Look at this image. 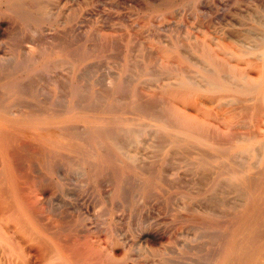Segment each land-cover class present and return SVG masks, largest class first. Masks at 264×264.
<instances>
[{
    "label": "bare ground",
    "instance_id": "6f19581e",
    "mask_svg": "<svg viewBox=\"0 0 264 264\" xmlns=\"http://www.w3.org/2000/svg\"><path fill=\"white\" fill-rule=\"evenodd\" d=\"M179 1H177V2L179 3ZM22 2L23 1H21V3ZM197 2H198V0H197ZM18 3H19V1H18ZM24 3L25 2H23V4ZM188 4H187V6H190ZM7 5H9V4H7ZM27 5H29L28 1H27ZM31 5H32V3H31ZM173 5H175V4H173ZM10 6H12V5H10ZM32 6H33V8L35 7L34 5H32ZM182 6H183V4H182ZM7 7H9V6H7ZM170 7H173V6H170ZM190 7H192V5ZM7 9H9V8H7ZM49 9H50V7H49ZM47 10H48V8H47ZM50 11H51V9H50ZM13 13H15V12H13ZM49 14H46V15H49ZM46 15L44 17L47 18ZM159 16H161V14ZM12 17H13V15H12ZM64 17H66V16H64ZM20 18H21V15H20ZM13 19H14V17H13ZM16 19L19 21V18H16ZM20 20H26V18H23ZM257 20H259V18ZM263 20L264 19H262L260 21H262V23H264ZM46 22H48V21H46ZM60 22H62V21H60ZM69 22H71V20ZM259 23H261V22H259ZM21 24H22V22H21ZM42 24H45V23H41V25ZM74 24H76V23L74 22ZM74 24H72V25H74ZM30 25H31V23H30ZM49 25H52V24H49ZM61 25H62V23H61ZM28 27H29V29H32L31 28L32 26L28 25ZM73 27L74 26H72V28ZM22 28L25 29L24 27H21V29ZM33 28H35V27L33 26ZM68 28H71L70 25ZM76 28L77 27H75V30H76ZM37 30H39V29H37ZM62 30H63V27H62ZM75 30H73V31H75ZM245 30H247V29L245 28ZM250 30H252V29H250ZM20 31H19V33H20ZM59 31L62 32L61 30H59ZM238 31H240V30H238ZM95 33L96 32H93V34H95ZM13 34H14V32H13ZM98 34H97V37H98ZM242 34H245V33H242ZM249 34H251V33H249ZM261 34L263 35V32ZM15 35L16 34H14V37L12 36L13 40L15 38ZM27 35H28V37L31 36L28 33H27ZM24 36H26V35H24ZM38 36H40L39 39L43 38L41 35H38ZM240 36H242V35L240 34ZM62 37H64V36H62ZM62 37H61V40H62L61 42H59L57 40L59 42L58 43L59 45L54 44L55 47L56 46L58 47V49H53L51 47V50L43 51L40 55L37 54V53H40L39 51L37 53L35 51V54L38 56L28 55L29 54L28 51H27V53H28L27 55H26V52H24L26 56H17V55H15L16 52L14 53V51H13L12 53H14L15 56L9 57L10 56L9 55L5 59L0 60V90H4V94L0 92L2 94V96H0V144H1L0 146H2L4 148L5 152H7V153L9 152V155L14 156V157L18 156L20 153H18L17 149H15V148L13 149L11 142L15 141L16 139L18 140L21 137L22 133L32 131V132L37 134L39 141L41 142V144H43V147H45V149H46L47 161H49V163L47 162L49 171L56 170V168L58 169L61 162H63L64 165L66 166L68 176H66V177L62 176L63 184L66 183L65 182L66 178L70 181H71V178H73V181L79 180L81 183V179L83 178V176H82V172L80 173V171H78V170L84 168L83 171H85L84 174H86V179L85 178H84L85 180L83 179L84 180L83 183H86V184L92 186L94 188V191H95L96 188L99 189L98 187H103L105 182L110 181L113 183L115 181H111V179L116 180V182H115L116 187L114 188V189H116V194L122 200H124V202L127 204H128V202H131V200H133V199L136 200L137 196L140 194L139 192H141V189L143 188L142 184H144V185L147 184L148 186H152L154 189H156L159 192L167 190L164 188L169 184H172V186L173 185H175V186L180 185L181 183L174 184L175 179L170 180L167 177L169 174L165 175V173H166V169L168 167H170V169H171L173 164L176 163V159H177V161H184L186 163V166H187L186 170H189V172H191L193 174V176H195L198 179L200 184L201 183H204V185L208 184V187H209L208 190L211 191V193L208 196L209 198L207 201L208 203L210 202L209 205L213 204L214 206H222V205H224V202L229 201V200L224 201V199L226 198L227 195H224L225 198L222 197L221 193H223L224 190L226 191L225 188L223 190V188H222L223 186L231 187L233 190H236L237 192H239V193H237L238 196H240V197L242 196V198H245V203L239 212H232V211L231 212H227V211L226 212H214V211H212V212H203V211L202 212H169L168 214H169V216H171V223H170L169 228L166 227V229H168V231H167L168 235L166 236L167 241H162V240H165L164 239L165 236L162 235V233H160L158 236L159 237L158 246H156V248L152 252V254L155 257V264H264V199H263L264 175L259 174L257 176H253V175L248 176V174L245 173V170H249V169L257 166L258 165L257 163H260L261 161H263L262 157H259L257 155L258 153H260L261 150L260 151L257 150L258 151V153L256 154L257 156H255V155L253 156V142L251 141V138H249V137H248L249 139L245 138L247 133L242 138V136H240L238 134V132H236V129L233 128V126L230 128H227V130H225V132L220 133V130H214L211 128L209 121L205 117H201L198 114L188 113L185 110L178 107L174 102H172L171 99L168 100V98H167V100H165L163 98L166 95L168 97H171V98L172 97H179V96L182 97L183 95H185V96L190 95L193 97L194 95L196 96L199 93H201V95H202L203 94L202 92H205L208 96L214 95V98L216 101H222L225 99H229L226 104H228L229 102L232 104L231 100L235 101L236 104L237 103L240 104V103H243L244 101L246 102V101L251 100L252 98L255 97V104H254L255 110H254V112L256 110H257V112H259V111L262 112L261 110H262V105H263V97L260 94V92L258 91V88L260 86L259 82L261 81L262 76L264 74L263 70H262L264 64L260 63V61H259V66H261V64H262V67H260V73H259L257 78L247 76L246 73L241 68H239L237 65H234L231 63L233 60L230 62V60L227 59L228 56L227 57L221 56L209 44L202 43L201 51H199V52L200 53L202 52V56L204 57V60L208 64V66L201 67V70H199L201 81H200V79L196 78V76H198L199 74H197L195 76V78L190 77L189 74H188L189 75L188 77L185 75H180L178 73L176 74L175 70L171 67V65L169 64L167 59H165V61H163L161 63L163 70L165 71V73L167 72L168 75H175L177 77V80H176V82H169V83H166L164 81L166 84H164V85L162 84L163 86L161 87L160 91L156 93L153 90L154 88L153 89L145 88L141 85V84H143L142 78L144 76L148 75L149 69L146 70V68L139 62V60H137L138 58L135 59V58L131 57V56H134V54H133L134 51L132 52L133 47H131L129 49L128 46L125 44L126 45L125 50L120 47L122 49V52H120L121 50L119 48H118L119 49L118 50L117 47H115V49L119 51V54L113 52L114 54H116L115 57H114V54H111V55H113L112 57L115 58L114 59L115 61L112 60L113 58L109 59L111 57H109L108 59L106 58L105 61L112 60L113 64H115L118 62L117 56L118 57L120 56V58L123 59V62H124L121 71L118 73L117 76H115L114 81L112 82V80H111L112 85H108L110 83V81H108L109 83L107 84V81H106L107 76H105L106 74L101 75L97 80H94L93 75L95 74L94 72L96 71V68H98L97 67L98 63L95 61L94 62L89 61L90 57L86 56L85 53H84V55H82V54L78 53V51L76 49L75 50L72 49L71 47L76 43L75 40H73V38L68 39L67 37H64L62 39ZM98 38H100V37H98ZM207 38H210V37H207ZM16 39L17 38H15V40ZM39 39H38V41H41ZM29 40H30V37H29ZM98 40H100V39H98ZM108 40H107V42L109 43ZM111 40L112 39L110 37V41ZM181 40H182V38L180 39V41ZM251 40L253 41L252 37H251ZM257 40H259V38ZM17 41H18L16 43L17 47H18V45L24 46V44L27 43V42L23 43V42L27 41L26 38L20 39V37H19V40H17ZM93 41L96 42L97 39H96V41H95V39ZM184 41L185 40H183L182 42H184ZM124 42H125V40H124ZM159 42H160V40H159ZM22 43H23V45H21ZM28 43H29V41H28ZM37 43H39V42H37ZM81 43H80V46H81ZM98 43L100 44V41ZM108 43H105V44L103 43L104 48L102 49V51L107 49ZM91 44H93V43H91ZM91 44H89V46ZM120 44H121V42H120ZM128 44H130V42ZM139 44H141V43H139ZM168 44H169V42H168ZM171 44H172V42H171ZM180 44H183V43H180ZM12 45H11V47H12ZM14 45H15V43H14ZM28 45H25V47ZM43 45H45V44H43ZM95 45H97V42ZM110 45L111 44L109 43V46ZM172 45L174 46V44H172ZM119 46H121V45H119ZM141 46L143 47V44H141ZM181 46L183 47V45H181ZM184 46H186V45H184ZM241 46H244V45H241ZM256 46H257V50H259L258 57L260 60L263 61L264 60V37L261 39V41L259 43H256ZM44 47H42V48H44ZM76 47H79V46H76ZM194 47H193V49H194ZM2 48H4V47H2ZM32 48L33 47H31V49ZM46 48H47V46L44 48V50ZM148 48H150V47H148ZM187 48L185 49L183 47V48H181V50L185 49L187 51L189 49V48L188 49ZM247 48H249V47H247ZM14 49L12 48V50H14ZM21 49L23 50L25 48L23 47ZM31 49H29V51L33 52L34 49L33 50H31ZM95 49H97V48H95ZM143 49H145V48H143ZM129 51L132 52L133 55H131ZM155 51H157V50H155ZM220 51H223V50L220 49ZM32 52H30V53H32ZM89 52H90V50H89ZM98 52H99V50H98ZM159 52L164 54L166 57L170 56V54H171V50H168V49H161ZM194 52L195 51H193V54H194ZM197 52H198V50H197ZM21 53H23V52L21 51ZM226 53H228L229 55H234L236 57H242V55H243V51L232 52V51L226 50ZM245 53H246V51H245ZM9 54H11V53H9ZM108 54H109V52H108ZM158 54H156V55H158ZM186 54H187V52H186ZM188 54L191 55L192 53L188 52ZM109 55L106 54L105 57H108ZM147 55H149V54L147 53ZM181 55H182V53H181ZM160 56H161V54H160ZM139 57H141V56H139ZM182 57H184V56H182ZM182 57L180 58V60L184 61V58H182ZM249 57H250V55H249ZM104 59H102V60H104ZM200 60H202V59H200ZM194 62L197 63L196 60ZM199 62H201V61H199ZM103 63H105V62H102V64ZM102 64H99V65H102ZM200 64H202V63H200ZM113 66H116V65H113ZM118 66H119V63H118ZM173 66H175V65H173ZM149 68H151V67H149ZM178 68L180 69V70L179 69L178 70L181 71L182 68H180V67H178ZM185 69H186V67H185ZM183 70H182V72H183ZM106 71H108V70L106 69ZM190 71H189V73H190ZM109 72H111V71H108V74H113L112 73L113 71L111 73H109ZM151 72L157 74V72H159V71L153 72L151 70ZM151 72H150V75L152 77ZM186 75H187V73H186ZM146 78L148 79V77H146ZM160 80H162L161 77H160ZM43 82H45V84L46 83L48 84V82L49 83L53 82L54 84H56L60 89V90L58 89L59 93L55 94L52 90H51L52 91L51 92L47 88L45 91L44 86L46 87V85H44ZM153 83H154V81H153ZM150 85H151V83H150ZM148 86H149V84H148ZM153 87H155V86H153ZM253 92L255 93L254 94L255 96L253 95ZM249 95H252V96L250 97ZM214 98H212V99H214ZM176 103H179V102H176ZM203 103L207 104L205 102H203ZM235 103H234V105H235ZM180 104L182 105V103H180ZM16 105L20 106V108H22V106H25V107H27L28 110L23 111L24 110L23 109L21 112L20 111L16 112V110L14 109V107ZM217 105L218 104H216V108L219 106V105L218 106ZM245 105L241 104V107L237 106L236 108H239L238 111L234 110L235 107L230 109L231 114L227 115L229 117V120L231 121L233 119H236L240 114H243L244 112H246L245 117L247 114L249 115V112L251 111V109H253V107L247 105V103ZM228 107H230V106H228ZM222 109H219V110H222ZM208 110L209 109H206V108L203 109V111H205V113H207ZM218 112H220V111H218ZM127 113L128 114H134L136 116L131 117V116L127 115L128 117H126L125 114H127ZM256 113H255V115H256ZM94 114L95 115L100 114V115L95 116ZM247 117H249V116H247ZM257 117H258V115H257ZM145 118H147V119L149 118L150 121L145 120ZM153 120H154L155 124L153 123ZM158 122L160 124L157 125L156 123H158ZM245 122H247V121H245ZM256 123H258V122L256 121ZM254 124L249 125V127L250 126L252 127ZM236 126H238V125L236 124ZM243 127H242V129H243ZM246 128H248V126ZM251 132L253 133L252 130H251ZM146 134H151L152 136H154V138L156 137V139H158V141L157 140L155 141V139H153V140L157 143L158 142L160 143L159 148H156V150L151 151L150 157H153V160H151V161H147V158H150V157H148V155H147L146 160H144L143 159L144 157L139 155V153L141 151H138V153H137V151L133 150V149H136L135 143H138L139 141L141 142V140L143 141V138L141 139V137L146 135ZM254 136L255 135H253V136L251 135V137H254ZM25 141H26V143H28L27 140H25ZM154 141H153V143H154ZM21 142H23V141L21 140ZM33 144H36V143L33 142ZM145 144H144V146H145ZM23 145L24 144L22 143V146ZM132 145L135 146L134 148L132 147L133 149L131 148ZM22 146H21V148H22ZM27 146L31 147V146H29V143H28V145L27 144L25 145V147H27ZM261 146L264 147V143H262ZM153 147H156V146L153 145ZM259 148H257V149H259ZM32 149H34V148H31V151H33V153L36 152V150H37V148H36V150H32ZM37 152H39V151H37ZM142 152H143V150H142ZM149 152L150 151H148V154H149ZM179 152H181V153L185 152V153H189V154L192 153V155L191 156L189 155L190 157L185 155V156H183V158H180L181 156L177 157V154ZM41 154H42V151H41ZM28 155L29 154H27V156ZM38 155L39 154H37L36 156L38 157ZM29 156L33 157L32 155H29ZM18 157H16V158H18ZM253 158H255V161H253ZM40 159H42V157H40ZM12 160H11V162H13ZM16 161H19V158L17 160L15 159V163H16ZM109 162H113V163L116 162L115 163L116 166H115L113 171L106 172V174H105L104 164H107ZM22 164H25V163L22 162ZM42 164L44 165V161ZM35 166H36V164H35ZM35 166H33L32 169H35L34 168ZM177 166L178 165H176V167ZM36 168H38V167H36ZM59 168H61V165ZM175 169H173V170H175ZM56 171H58V170H56ZM182 171H184V170H182ZM33 172H35V171H33ZM187 172H186V174L189 173V172L188 173ZM16 173H17V171H16ZM36 173H37V171H36ZM253 173L254 172H252V174ZM7 175H8V173L5 170L3 172H0V182H1L0 183L1 184L0 190L1 189L4 190V188H3L4 186L2 187V184H3L2 181L7 180ZM37 175H38V177H40L41 172H40V174L38 173ZM56 175H57V173H56ZM102 175L104 176V178L106 177V179H105L106 181L103 180ZM111 175H112V178H111ZM18 176H19V174H18ZM25 176L28 177L29 175L28 176L24 175L23 178ZM43 176H45V175H43ZM43 176H41V177L47 178V177H43ZM188 176H189V174H188ZM60 177H61V175H60ZM182 177H183V174H182ZM182 177H180L181 181L178 180V182L180 181L183 183ZM20 178H22V176H20ZM29 178H30V176L28 177V179ZM175 178H177V177H175ZM35 179H37V178H35ZM79 181H77V183H75V181H74L73 184H76L75 186H77ZM186 181H188V180H186ZM191 181H193V180L191 179ZM198 181H195V183ZM27 182L28 183L25 182V184H29L30 181L27 180ZM34 182H32V183H34ZM20 183H22V182H20ZM184 183H187V182L184 181ZM184 183H183V185H184ZM36 184H38V183H36ZM197 184L198 183H196V185ZM79 185H81V184H79ZM185 185H184V187H185ZM196 185H195L196 188L193 187L195 190H197V187H198ZM201 185H200V187H203ZM69 186H70V184H69ZM108 186L110 188L111 187L113 188V186H115V185L110 186L108 184ZM92 187H90V188H92ZM167 187L171 188L170 185ZM200 187H198V188H200ZM77 188H78V186L75 187L74 189H77ZM74 189H72V190L75 192ZM148 189H150V188H148ZM232 189H230L229 193H231ZM2 190H1V192H4ZM86 190L88 191V189H86ZM189 190L187 189L186 191L182 192L181 195L189 198L190 197ZM198 190H202V189H198ZM5 191H8V189H6ZM84 191H82V192L84 193ZM102 192H104V190ZM106 192L107 191H105V193ZM192 192H194L193 189H192ZM26 193H28V192H25L23 194L25 195ZM89 193H88V195H89ZM98 193H99V191H98ZM148 193H146L147 197H149ZM165 193L166 192H164V194ZM225 193L226 192H224V194ZM2 194H5L7 197H9L8 194H6V193H2ZM84 194L86 195V193H84ZM114 194H115V190H114ZM110 195H111V193L109 194V196ZM144 196H146V195H144ZM235 196H237V195H235ZM235 196H233V198ZM30 197L34 198L33 196H30ZM83 197H84V195H83ZM96 197H98V196H96ZM96 197L94 195V198H96ZM23 198H25V196ZM94 198L93 197H92V199L90 198L91 201H93ZM142 198H143V196H142ZM149 198H151V197H149ZM4 199H6L7 203H8V198L5 197ZM85 199H87V198H85ZM102 199H104V197ZM112 199H114V198H112ZM33 200H35V199H33ZM106 200H109V198ZM140 200H142V199H140ZM189 200L190 199H187L188 202H189ZM26 201H27V198H26ZM87 201H88V199H87ZM97 201H98V204L100 202H102L99 200V198L97 199ZM170 201H171V199H170ZM238 201H239V199L237 200V202H235L236 204H234V202H233L234 206L237 205V203L239 204ZM27 202L28 203L30 202L29 199ZM37 202L40 203L39 201H37ZM96 202H95V205H96ZM197 202H198V200H197ZM230 202H232V201H230ZM32 203H34V202H32ZM103 203H104V200H103ZM117 203H115V204L113 203V204L117 205ZM138 203H140V202H138ZM163 203H162V205H163ZM193 203H195V202H193ZM204 203H205V200H204ZM227 203H229V202H227ZM9 204L11 205L10 202L8 203V206H10ZM89 204H90V200H89ZM108 204H110V203H108ZM121 204H122V202H121ZM135 204H137V203H134V205ZM142 204H140V205H142ZM202 204L203 203H201V205ZM30 205L31 204H29V206ZM101 205H103V204L100 203V208H99L100 210H101V207H103ZM110 205H112V204H110ZM124 205H126V204H124ZM145 205H148V203L144 204V206ZM167 205L169 208V203ZM194 205L198 208V205H196V204H194ZM204 205H206V204H204ZM45 206H46V204H45ZM128 206H126V207H128ZM187 206L188 205H186V207ZM207 206H205V207H207ZM0 207H1V205H0ZM4 207H5V204H4ZM33 207H35V206H33ZM38 207H39V205H38ZM38 207H36V209ZM98 207H99V205H98ZM106 207H110V206L106 205ZM106 207L104 206L103 209L105 210ZM142 207H143V205H142ZM171 207H172V205H171ZM184 207L182 206L181 208H184ZM188 207L189 208H187V210L190 209V206H188ZM202 207H204V206H202ZM202 207H201V209H202ZM211 207L209 206V208H211ZM113 208L115 209V206ZM144 208H142V209H144ZM173 208H174V206L170 210L172 211ZM197 208L193 209L191 207V210H195V209L198 210ZM131 209H134V207H132ZM131 209L129 208L130 211H132ZM139 209H141V207ZM6 210H8V209H6ZM6 210H5V212H6ZM134 210H136V211L133 213L131 212L132 213L131 214L132 219H131V221H129L128 226L129 227L131 226L132 227L131 229H134L133 226H135V225H137L139 227L143 226V228L144 227L149 228L148 227V226H150V223H149L150 219L149 218L151 217L152 214H150V217H148L147 214L145 215L142 212H140L141 210L139 212H137L136 208ZM34 211H36V210L34 209ZM147 211L148 210H146V213H147ZM205 211H207V210H205ZM105 212L107 213L106 210H105ZM109 212H108V214H109ZM153 212H154V210H153ZM99 213H101V212H99ZM101 214H104L103 216H105L104 212ZM168 214L166 213L165 216ZM88 215H90V214H88ZM116 215L117 214H115V216ZM129 215H130V213H129ZM35 216H36V214H35ZM38 216H39V214L37 215V217ZM119 216H118V218L120 219L119 221H121L122 218H120ZM10 218L14 221L17 220L19 222V225L21 228L27 229L26 231L28 232L27 235H28L29 243L31 242L33 245H35V247L38 248L37 251L39 254L40 264H87L84 261H82V262L77 261L76 262V261H74L75 257L72 259L71 256H73L74 253H76V254H77V252L79 253V251H80L79 250L80 247L78 246L79 244L80 245L81 244H87V246H88V244H89L88 240H84L83 242L82 241L71 242V239H69V238L67 239L68 234H66L67 235L66 236L63 233L64 228H63V230L57 231L55 233H49V231H45V233H43L41 231V229L40 230L36 229L34 226H32L30 229H29V227L27 228V226H25L26 224L24 223L23 219L18 214L10 213L9 219ZM95 219H98V217ZM106 219L107 218H105V220ZM124 219H123V221H124ZM162 219H161V221H162ZM166 219L168 220V218H166ZM55 220H53V221H55ZM72 220H74L73 217L69 221H72ZM58 221H59V219H58ZM115 221H116V219H115ZM127 221H125V222L127 223ZM155 221H156V223L154 222V224L158 225L157 222H159V221H157V220H155ZM88 222H86V223L88 224ZM94 222L97 223L96 221H94ZM121 222H120V225H121ZM102 223H105V221ZM59 224H57V225H59ZM71 224H73V223H71ZM71 224H69V225H71ZM100 224L101 223L98 224L99 226L97 224H95L96 226L95 227L93 226V227L95 229H97L101 226ZM17 225H18V223H17ZM123 225H122V227H123ZM159 225H161V224H159ZM50 226H52V225L50 224ZM107 227H110V226H107ZM107 227H105V228H107ZM112 227H114V226H112ZM163 227H164V225L161 227V229ZM48 228H49V225H48ZM51 228H53V227H51ZM117 228H115V229H117ZM119 229H121V228H119ZM139 229L140 228H138V230ZM125 230H126L125 232H127V229H125ZM97 231L98 230H96L94 233H97ZM105 231H108V230H105ZM105 231H103V233ZM112 231H111V233H112ZM116 231H118V229L115 230V233H117ZM129 231H133V230H129ZM80 232H82V230ZM122 232H124V231H122ZM118 233H117V235H118ZM1 234H3V233H1ZM135 235H137V233ZM20 236H22V235H20ZM78 236H80V235H78ZM121 236H125V235L123 234ZM71 237H73V236H71ZM43 238L45 240H43ZM123 238H125V237H122V239ZM66 239L70 240L71 243H69ZM117 239H118V237H117ZM42 240L46 241V243H47L46 245L48 246V249H49V251L47 253H45L46 251L43 252V250H40L41 247H39V244L41 242H43ZM76 240H77V237H76ZM124 240L125 239H123V241ZM92 243H94V242H92ZM154 244H156V243H154ZM127 245H128V242H127ZM41 246H43V243ZM133 246H135V245H133ZM43 247L41 249H44ZM90 247H91V245H90ZM95 247H97V246L95 245ZM81 248H84V247H81ZM48 249L46 248L45 250H48ZM0 251H1V249H0ZM3 254L5 255L7 253L4 251ZM8 255H9V253H8ZM11 255H12V253H11ZM90 255L88 253V256H90ZM99 255L101 257V260L100 259H99L100 261L97 260L98 264H129L126 262L127 259L125 258V256L118 258V257H115L114 255H112L110 252H106V251H103V254L100 253ZM13 256H15V255H13ZM137 256H138V254H137ZM148 256H149V254H148ZM92 257H93V255H92ZM150 257H153V256H150ZM4 258H6V255ZM2 259L3 258H1V260ZM7 259H8V257H7ZM89 259H90V257H89ZM139 259H137V260H139ZM8 260H10V258ZM18 260H20V259H18ZM23 260H26V259H23ZM79 261H80V259H79ZM148 261H149V259H148ZM150 261H152V260L150 259ZM12 262H13V260H12ZM22 262L23 261H21V263Z\"/></svg>",
    "mask_w": 264,
    "mask_h": 264
},
{
    "label": "rangeland",
    "instance_id": "374dc122",
    "mask_svg": "<svg viewBox=\"0 0 264 264\" xmlns=\"http://www.w3.org/2000/svg\"><path fill=\"white\" fill-rule=\"evenodd\" d=\"M18 1H19V3H18ZM21 1H23L25 3L23 4V2L21 3ZM27 1H28L29 5H27ZM177 1H179V0H50V1L49 0H0V47H1L0 48V57H1L0 60L5 59L9 55H10L9 57L15 56V55L26 56L28 54L27 51L29 52L28 55H34V56L36 55L35 51H36V53L39 51L40 53H37V54L40 55L43 51L51 50V47L53 49H58V47L57 46L55 47L54 44L59 45L58 43L62 41L61 40L62 36L67 37L68 39L73 38V40H75L76 43L71 48L74 50L76 49L78 51V53H80L82 55H84V53H85L86 56L90 57L89 61H91V62L95 61L98 63V66H97L98 68H96V71L94 72L95 74L93 75L94 80H97L101 75L106 74L105 76H107L106 77L107 84L109 83L108 81H110V83L108 85H112L111 80H112V82L114 81L115 76H117L118 73L121 71L123 63H124L123 59H121L120 56L119 57L117 56L118 62L113 64V61H115L114 57L116 56V54H114V53L119 54L118 50L120 49L121 50L120 52H122L121 48H123L125 50L126 45H127L129 49L131 47H133L132 52L134 51L133 54L135 57L134 56H131V57H133L135 59L138 58L137 60H139V62L146 68V70L149 69L148 75H146L142 78L143 84H141V85L145 88H150V89L154 88L153 90L157 93L160 91L161 87L164 84L169 83V82H176V80H177V77L175 75H168L167 72L165 73V71L163 70L161 63L163 61H165V59H167V61L171 65V67L175 70L176 74L178 73L180 75H185L187 77L190 75V77H194V78L197 74H199L198 76H196V78L200 79V81H201L199 70H201V67L208 66V64L205 62L204 57L202 56V52L200 53L199 51H201L202 43H207L212 48H214L221 56H226V57L228 56L227 59H229L230 62L233 60L231 63L234 65H237L239 68H241L246 73L247 76H250L253 78L258 77V75L260 73V67H262V64H264V60L262 61L258 57L259 50H257V46H256V43H259L261 41V39L264 37V23H262V21H260V20L264 19V0H198V2H197V0L196 1L195 0H180L179 3ZM31 3H32V5L35 6L34 8L31 5ZM7 4H9V5H7ZM173 4H175V5H173ZM182 4H183V6H182ZM187 4L190 6L192 5V7L187 6ZM10 5H12V6H10ZM7 6H9V7H7ZM48 6L50 7L51 11H50ZM170 6H173V7H170ZM6 7L9 9H7ZM47 8H48V10H47ZM13 12H15L16 14ZM46 14H49V15H46ZM158 14L159 15L161 14V16H159ZM12 15H13L14 19H13ZM20 15H21V18H20ZM45 15L47 16V18L44 17ZM64 16H66V17H64ZM22 17L26 18V20H20V19H23ZM16 18H19V21ZM258 18H259V20H257ZM70 20H71V22H69ZM46 21H48V22H46ZM60 21H62V22H60ZM258 21L261 23H259ZM21 22L23 25L21 24ZM74 22L76 24H74ZM30 23H31V25H30ZM41 23H45V24L41 25ZM61 23H62V25H61ZM49 24H52V25H49ZM72 24H74V25H72ZM28 25L32 26L31 27L32 29H29ZM69 25L71 28H68ZM20 26L24 27L25 29H23V28L21 29ZM33 26L35 28H33ZM72 26H74V27L72 28ZM62 27H63V30H62ZM75 27H77L76 30H75ZM245 28L247 30H245ZM37 29H39V30H37ZM250 29H252V30H250ZM59 30H61L63 33L60 32ZM73 30H75V31H73ZM238 30H240V31H238ZM19 31H20V33H19ZM13 32H14V34L17 35V36L15 35V38H17L16 40H15V38L13 40V37H14ZM93 32H96L95 33L96 35L93 34ZM262 32H263V35L261 34ZM27 33L31 35V36H29L30 40H29ZM242 33H245V34H242ZM249 33H251V34H249ZM97 34H98V37H100V38L97 37ZM240 34L243 37L240 36ZM24 35H26V36H24ZM38 35H41L43 38L39 39L40 36H38ZM18 36L20 37V39L26 38L27 41H25L23 43H26V42L28 43V41H29V43H28L29 45L27 43L24 44V46L18 45V47H19L18 48L16 46L17 45L16 43L18 42L17 40H19ZM250 36L253 38V41L251 40ZM64 37H62V39ZM110 37L113 40V41L111 40L113 43L110 41ZM207 37H210V38H207ZM181 38H182V40L180 41ZM258 38L260 41L257 40ZM38 39L41 40L43 43L41 41H38ZM94 39H95V41L97 39V41H96L97 45H95L96 42L93 41ZM98 39H100V40H98ZM107 40L111 44L110 46H109V43L107 42ZM124 40H125V42H124ZM159 40H160V42H159ZM183 40H185V41L182 42ZM99 41H100V44L98 43ZM170 41L172 42V44H174V46L171 44ZM37 42H39L40 44ZM90 42L93 44H91ZM120 42H121V44H120ZM127 42L128 43L130 42V44H128ZM168 42H169V44H168ZM11 43L13 45L15 43V45L13 46ZM23 43L21 45H23ZM80 43H81V46H80ZM103 43L104 44L108 43V46H107L106 50L102 51V49L104 48ZM139 43L143 44V47ZM180 43H183V44H180ZM43 44H45V45H43ZM89 44H91V45L89 46ZM11 45H12V47H11ZM25 45H28V46L25 47ZM119 45H121V46H119ZM181 45H183V47L185 49L188 47L189 49L188 48L187 49L189 51L188 50L186 51L185 49L181 50V48H183ZM184 45H186V46H184ZM241 45H244V46H241ZM44 46L45 47L47 46V48L45 50H44V48H45ZM76 46H79V47H76ZM2 47H4V48H2ZM23 47L25 49L22 50L21 48H23ZM31 47H33V48L31 49ZM42 47H44V48H42ZM115 47H117V49L118 48L119 49L116 50ZM148 47H150V48H148ZM193 47H194V49H193ZM247 47H249V48H247ZM12 48L13 49L15 48V49L12 50ZM95 48H97V49H95ZM141 48L142 49L147 48V49L142 50ZM29 49H31V50L34 49V50L32 52V51H29ZM161 49L171 50L170 56L166 57L164 54L159 52ZM220 49L223 51H220ZM89 50H90V52H89ZM98 50H99V52H98ZM155 50H157V51H155ZM197 50H198V52H197ZM226 50L232 51V52L243 51V55H242L243 58L242 57H236L234 55H229L228 53H226ZM13 51H14V53L16 52L15 55H14V53H12ZM21 51L23 53H21ZM185 51L187 52V54ZM193 51H195L194 54H193ZM245 51L247 54L245 53ZM24 52H26V55ZM30 52H32V53H30ZM108 52L110 55L114 54V57H112L113 55L110 56L108 54ZM132 52H130L131 55H133ZM188 52L192 53L194 56L192 54H191L192 56L189 55ZM9 53H11V54H9ZM147 53L149 55H147ZM181 53H182V55H181ZM106 54L109 56L105 57ZM156 54H158V55H156ZM160 54H161V56H160ZM249 55H250V57H249ZM36 56H38V55H36ZM139 56H141V57H139ZM182 56H184V57H182ZM109 57H111V58H109ZM181 57L184 58V61L180 60ZM106 58L107 59L113 58L112 59L113 61L112 60H109L110 62L105 61ZM102 59H104V60H102ZM200 59H202V60H200ZM193 60L194 61L196 60L197 63L194 62ZM199 61H201V62H199ZM259 61H260V63H262L261 66H259ZM102 62H105V63L102 64ZM118 63H119V66H118ZM200 63H202V64H200ZM99 64H102V65H99ZM113 65H116V66H113ZM173 65H175V66H173ZM177 66L182 68L181 71H179L180 69ZM149 67H151V68H149ZM185 67H186V69H185ZM106 69L108 71H111V72L113 71L112 72L113 74H108V71H106ZM150 69L153 72H157V71H159V72H157V74L152 73ZM182 70H183V72H182ZM262 70L264 73V66H263ZM189 71H190V73H189ZM111 72H109V73H111ZM150 72L152 73V77L150 75ZM186 73H187V75H186ZM159 76L161 77L162 80H160ZM146 77H148V79ZM153 81H154V83H153ZM150 83H151V85H150ZM259 83H260V86L258 88V91L260 92V94L263 97V105H262V110H261L262 112H260V111L257 112V110L254 112V110H255V108H254V104H255V97H254L255 95L254 94L255 93L254 92H253L254 98H252L251 100H248L246 102L244 101L243 103H240V104L237 103L238 105L235 103V101H232V100H231L232 104L230 102L228 104H226L229 99H225L222 101H216L214 98V95L208 96L205 92H202L203 93L202 95H201V93L197 94L196 96L194 95L195 97L194 96L192 97L190 95L189 96L183 95L182 96L183 98L181 96H179L180 98L179 97H172L173 98L172 99L171 97H168L166 95L163 98L165 100H167V98H168V100L171 99L172 102H174L178 107H180L181 109L185 110L188 113L198 114L201 117H205L209 121L211 128L214 130H220V133L225 132V130H227V128H230L232 126H233V128L236 129V132H238V134L240 136H242V138L247 133L245 138L249 137V138H251V141L253 142V156L258 155L259 157H262L263 161H261L260 163H257L258 164L257 166H255L249 170H245V173L248 174V176L249 175L257 176L259 174L264 175V147L261 146V144L264 143V125H263L264 124V120H263L264 119V108H263L264 107V74H263L262 79ZM43 84L46 85V87L44 86L45 91L47 88V89H49V91L52 90L55 94L59 93V90H60L59 87L56 84H54L53 82H50V83L48 82V84L47 83L45 84V82H43ZM148 84H149V86H148ZM153 86H155V87H153ZM0 92L4 94V90H0ZM1 93H0V96H2ZM249 96L251 97L252 95H249ZM212 98H214V99H212ZM176 102H179V103H176ZM203 102H205L207 104H204ZM180 103H182V105ZM234 103H235V105H234ZM246 103H247V105L253 107V109H251V111L249 112V115L247 114L245 117L246 112H244L243 114H240L238 116L239 118L237 117L236 119H233L230 121L229 117L227 116V115L231 114L230 109L235 107L234 110L238 111L239 108H236V107L237 106L241 107V104L245 105ZM216 104L219 105V106L217 105L218 106L217 108H216ZM228 106H230V107H228ZM204 108L209 109L207 113H205V111H203ZM14 109L16 110V112H18V111L21 112L23 109H24L23 111L28 110L27 107L22 106V108H20V106H18V105H16L14 107ZM219 109H222V110H219ZM218 111H220V112H218ZM255 113H256V115H255ZM98 115H100V114H96L95 116H98ZM127 115H129L131 117L136 116L134 114H128V113L125 114L126 117H128ZM257 115H258V117H257ZM247 116H249V117H247ZM145 120L150 121L149 118L148 119L145 118ZM245 121H247V122H245ZM256 121L258 123H256ZM153 123H154V120H153ZM156 124L158 125L160 123L158 122ZM236 124L238 126H236ZM252 124H254L252 126L254 129L251 126L249 127V125H252ZM247 126H248V128H246ZM242 127H243V129H242ZM251 130L253 131V133L251 132ZM251 135L252 136L255 135V136L251 137ZM151 136H152L151 134H146V135L142 136L141 139L143 138V141L140 139L141 142L139 141L138 143H135L136 149H133L135 146H133V145L131 146V148L133 147L132 149L134 151H137V153H138V151H141L139 153V155L144 157L143 158L144 160H146L147 155H148V157H150L151 151H154V150H156V148H159L160 143L155 142L156 140L158 141V139H156V137L154 138V136H152V137ZM24 139L28 141L29 146H31V147H28V146H27L28 148L25 147V145L26 144L28 145V143H26V141ZM153 139H155V141ZM21 140L23 142H21ZM153 141H154V143H153ZM33 142L36 144H33ZM22 143L24 144L23 146H22ZM144 144H145V146H144ZM11 145H12L13 149L14 148L17 149L18 153H20L18 155L19 157L16 156L19 158V161H16V163H15V159L17 160L18 158L9 155V152L8 153L5 152L4 148L2 146H0V172H3L5 170L8 173L7 180L2 181V183H3L2 187L4 186L3 187L4 190H2V189L1 190L4 192H1V190H0V192H1L0 193V205H1V207H0V242H1L0 243V249H1V251H0V263L2 262L3 264H18V263L19 264H22V263L23 264H40L39 254L37 251L38 248L35 247V245H33L31 242L29 243L28 235H27L28 232L26 231L27 229L21 228L19 225V222L17 220H15L16 221L15 222L11 218L9 219L10 213L20 215L21 218L23 219L24 223L26 224L25 226H27V228L29 227V229L32 226H34L36 229H39V230L41 229V231L43 233H45V231H49V233H55L57 231L63 230V228H64L63 233L65 235L68 234V236L66 235L67 239L68 238L71 239V242H73V241H77V242L82 241L83 242L84 240H88L89 241L88 246H87V244H81V245L79 244L78 245L80 247V248L78 247L80 250L79 253L78 252H77V254L74 253L73 256H71L72 259L75 257L74 261H76V262L77 261L78 262L84 261L87 264H98L97 262L101 260V257L99 254L100 253L103 254V251H106V252H110L112 255H114L115 257H118V258L125 256V258L127 259L126 262L129 264H149L150 262H151L150 264H152V263L155 264V257L152 254V252L156 248V246H158V241H159L158 236L160 233H162V235L165 236L164 237L165 240H162V241H167L166 236L168 235L167 234L168 229H166V227L169 228L170 223H171V216H169V214H168L169 212H202V211L203 212H212V211H214V212H226V211L227 212H231V211L232 212H239L245 203V198H242V196L241 197L238 196L237 193H239V192H237L236 190H233L231 187L223 186L222 187L223 190L225 188L226 191L224 190L223 193H221L222 197H224V195H227L226 198L224 197L225 198L224 201L225 200H229V201L224 202L225 206L224 205L214 206L212 203H211L212 205H209L210 202L208 203L207 201H208V198H209L208 196L211 193V191L208 190V188H209L208 184L204 185V183H201L202 184L201 185L200 182L198 181V179L195 176H193V174L191 172H189V170H186L187 169L186 163L184 161H177V159H176V163L173 164V166L176 169L173 166L171 167V169H170V167H168L169 169L168 168L166 169L165 175L169 174L167 177L170 180L175 179L174 184L181 183L180 185H178V186L173 185L172 186V184H169L171 186V188L170 187L168 188L167 186H169V185H167L164 188L167 190L159 192L156 189H154L152 186H148L147 184L146 185L142 184L143 188L141 189V192H139L140 196L138 195L136 198V200L140 203H138L136 200L133 199V200H131V202H128V204H127L124 202V200H122L116 194V189H114L116 187V183H115L116 180L111 179V181H115V182L112 183L110 181L109 182L107 181L104 183L103 187H98L99 189L96 188L99 191V193L96 189L94 191V188L92 186H90L86 183H83L84 180L86 179V174H84L85 171H83L84 168L78 170V171H80V173L82 172V176H83V178L81 179V183L79 180H77V181H79V183L77 185L78 190L74 189L77 186H75L76 184H73V183H74V181H75V183H77V181L76 180L73 181V178H71V181L66 178L65 179L66 183L63 184L62 176L63 177L68 176L66 166L64 165L63 162H61L60 163L61 168H59L60 165H59L58 169L56 168V170H58V171H56V170L49 171V168H48L49 161H47L46 149H45V147H43V144H41V142L39 141V138L37 137L36 133H34L32 131L22 133L21 137L18 140L16 139L15 141L11 142ZM153 145H155L156 147H153ZM21 146H22V148H21ZM31 148H34L32 150H36V148H37L36 152L37 151H39V152L33 153V151H31ZM257 148H259V149H257ZM142 150H143V152H142ZM257 150L258 151L261 150L260 153H258ZM41 151H42V154H41ZM148 151H150L149 154H148ZM184 153L185 152H183V153L179 152L177 154V157L181 156L180 158H183V156H185V155H187L188 157H190L192 155V153L191 154H189V153L184 154ZM27 154L32 155L33 157H30L29 155L27 156ZM37 154H39L38 157L36 156ZM40 157H42V159H40ZM11 160L13 162H11ZM151 160H153V157L147 158V161H151ZM43 161H44V165L42 164ZM253 161H255V158H253ZM22 162L25 164H22ZM115 163L109 162L107 164H104L105 174H106V172H110V171L114 170V168L116 166ZM35 164H36V166H35ZM176 165H178V166L176 167ZM33 166H35L34 167L35 169H32ZM36 167H38V168H36ZM172 168L175 170H173ZM32 170L35 172H33ZM182 170H184V171H182ZM16 171H17V173H16ZM36 171H37V173H36ZM39 171L41 172L40 177H38V175H37L38 173L40 174ZM186 172L189 174V176H188V174H186ZM252 172H254V173L252 174ZM56 173H57V175H56ZM18 174H19V176H18ZM182 174H183L184 178L182 177ZM24 175H27V176L29 175L30 178L28 179L29 176L28 177L25 176L23 178ZM43 175H45V176H43ZM60 175H61V177H60ZM20 176H22V178H20ZM41 176L47 177L48 179L42 178ZM175 177H177V178H175ZM180 177H182L183 183H184V181L187 182V183H184V185L186 184L185 187H184L183 183L180 182L181 181ZM35 178H37L38 180ZM102 178H103V180L106 179V177L104 178L103 175H102ZM111 178H112V175H111ZM191 179L193 181H191ZM27 180L30 181L29 184H25V182L28 183ZM178 180H180V181L178 182ZM186 180H188L190 183ZM195 181H198V182H196V183H198L197 185H196ZM20 182H22V183H20ZM32 182H34V183H32ZM36 183H38L39 185ZM69 184H70V186H69ZM79 184H81V185H79ZM108 184L110 186H113V185H115V186H113V188L112 187L110 188L108 186ZM199 184L203 187H200ZM195 185L200 187V188L197 187V190H195L194 189V188H196ZM89 186L92 188H90ZM0 187H1V184H0ZM148 188H150V189H148ZM6 189H8V191H5ZM72 189H74L75 192ZM86 189H88V191ZM187 189L188 190L190 189L189 190V192H190L189 198L181 195L182 192L186 191ZM192 189L194 192H192ZM198 189H202V190H198ZM230 189H232L231 193H229ZM101 190L102 191L104 190V192H102ZM114 190H115V194H114ZM82 191H84V193H86V195ZM105 191H107V192L105 193ZM25 192H28V193H26L24 195L23 193H25ZM164 192H166V193L164 194ZM224 192H226V193L224 194ZM2 193L8 194L9 197H7L5 194H2ZM88 193H89V195H88ZM110 193H111V195L109 196ZM146 193H148L149 197H151V198L147 197ZM83 195H84V197H83ZM94 195H95V197L96 196H98V197L94 198ZM144 195H146V196H144ZM235 195H237L238 197ZM24 196H25V198H23ZM30 196H33L34 198H32ZM102 196L104 197V199H102L103 198ZM142 196L144 199L142 198ZM233 196H235V197L233 198ZM5 197L8 198V203L9 202L11 203V205L9 204L10 206H8L7 200L4 199ZM92 197L94 198L93 201H91ZM26 198H27V201L29 199V201L31 203L30 202L28 203L26 201ZM85 198H87L88 201ZM98 198L100 201H102L100 203L103 204V205H101V206H103V207H101V210L99 209L100 203L98 204V201H97ZM108 198H109V200H106ZM112 198H114V199H112ZM33 199H35V200H33ZM140 199H142V200H140ZM170 199L172 202L170 201ZM187 199H190L189 202L187 201ZM238 199H239V201H238L239 204L237 203V205L234 206V204H236L235 202H237ZM263 199H264V194H263ZM89 200H90V204H89ZM103 200H104V203H103ZM197 200H198V202H197ZM204 200H205V203H204ZM37 201H39L40 203H38ZM230 201H232V202H230ZM32 202H34V203H32ZM95 202H96V205H95ZM121 202L123 205L121 204ZM146 202L148 203V205L144 206V204H147ZM193 202H195V203H193ZM200 202L203 204L201 205ZM227 202H229V203H227ZM233 202H234V204H233ZM108 203H110L112 205H110ZM113 203L114 204L117 203V205H114ZM134 203H137V204L134 205ZM162 203L164 206L162 205ZM168 203H169V208L167 205ZM4 204H5V207H4ZM29 204H31L30 205L31 207L29 206ZM45 204H46V206H45ZM105 204L107 206L109 205L111 208L106 207ZM124 204H126V205H124ZM140 204H142L143 207ZM194 204L198 205V208ZM204 204H206V205H204ZM38 205H39V207H38ZM98 205H99V207H98ZM171 205H172V207L174 206L172 211L170 210L172 208ZM186 205L190 206V209L187 210V208H189V207L188 206L186 207ZM33 206H35V207H33ZM104 206L106 207L105 210L107 211V213L103 209ZM112 206L113 207L115 206L116 210ZM126 206H128V207H126ZM182 206L183 207L185 206V207L181 208ZM202 206H204V207H202ZM205 206H207L208 208ZM209 206L210 207L212 206V207L209 208ZM36 207H38V208L36 209ZM132 207H134V209L136 208L137 212H139L141 210L140 212H142L145 215L147 214L148 217H150V214H152L151 217L149 218L150 219L149 220L150 226H148L149 228L144 227L145 228L144 229L143 226L139 227V226L135 225V226H133V228L135 229L134 230V229H131L132 228L131 226L130 227L128 226L129 221H131V219H132L131 214L136 211L134 209H131ZM140 207H141V209H139ZM191 207L193 209L197 208L198 210H196V209L191 210ZM201 207H202V209H201ZM5 208L8 210H6ZM129 208L132 211H130ZM142 208H144V209H142ZM203 208L207 211H205ZM34 209L36 211H34ZM5 210H6V212H5ZM146 210H148L149 212L147 211V213H146ZM153 210H154V212H153ZM102 211L105 213V216H103L104 214H101V213H103ZM99 212H101V213H99ZM108 212H109V214H108ZM87 213L90 215H88ZM129 213H130V215H129ZM166 213L168 215L165 216ZM35 214H36V216H35ZM38 214L40 217L39 216L37 217ZM115 214H117L116 215L117 217L115 216ZM118 214L119 215L121 214V215L119 216ZM118 216L120 218H122L121 219L122 222L119 221L120 219L118 218ZM72 217L74 218V220L69 221L72 219ZM97 217H98V219H95ZM105 218H107V219L105 220ZM166 218H168V220ZM58 219L60 222L58 221ZM115 219H116V221H115ZM123 219H124V221H123ZM154 219L159 221V222H157L158 225L159 224H161V225H159V226L155 225L154 222L156 223V221ZM161 219H162V221H161ZM53 220H55V221H53ZM85 221L86 222L89 221L88 224ZM94 221H96L97 223H95ZM104 221H105V223H102ZM125 221H127V223ZM98 222L101 223L100 224L101 226L99 228L96 227L97 229H95L94 228L96 226L95 224L98 225L99 224ZM120 222H121V225H120ZM17 223H18V225H17ZM49 223L52 226H50ZM71 223H73V224H71ZM57 224H59V225H57ZM69 224H71V225H69ZM48 225H49V228H48ZM122 225H123V227H122ZM163 225L165 228L163 227L161 229V227ZM107 226H110V227H107ZM112 226H114L115 228L118 227L117 228L118 231H116L117 233L119 232L118 235H117V233H115V230H117V229H115ZM51 227H53V228H51ZM105 227H107V228H105ZM119 228H121V229H119ZM138 228H140V229L138 230ZM125 229H127V232H125L126 231ZM128 229L133 230V231H129ZM81 230H82V232H80ZM96 230H98L97 233H94ZM102 230L103 231L108 230V231H105L104 232L105 234H104ZM121 230L124 232H122ZM111 231H112V233H111ZM133 232L135 234L137 233V235H135ZM1 233H3V234H1ZM123 234L125 236H121ZM20 235H22V236H20ZM70 235L73 237H71ZM78 235H80V236H78ZM116 236L118 237V239ZM76 237H77V240H76ZM122 237H125V238H123V239H125L124 241H123ZM43 240H45V239L43 238ZM90 240L92 242H94V243L96 242V243L94 244ZM67 241L69 243H71L70 240H67ZM127 242H128V245H127ZM42 243H43L44 247L41 246ZM154 243H156V244H154ZM46 244H47L46 241H43L39 244V247L44 248V249L40 248V250H43V252L46 251L45 253H47L49 251L48 246ZM90 245L92 248L90 247ZM95 245L97 247H95ZM133 245H135V246H133ZM81 247H84V248H81ZM46 248L48 250H45ZM4 251L7 253V254H5L6 258H4L5 257V255L3 254ZM10 252L12 253V255ZM8 253H9V255H8ZM88 253H89V255L91 253L92 254L90 256H88ZM137 254H138V256H137ZM148 254H149V256H148ZM13 255H15V256H13ZM92 255H93V257H92ZM150 256H153V257H150ZM7 257H8V259L10 258V260H8ZM89 257H90V259H89ZM1 258H3V259L1 260ZM18 259H20V260H18ZM23 259H26V260H23ZM79 259H80V261H79ZM137 259H139V260H137ZM148 259H149V261H148ZM150 259L153 262L150 261ZM12 260H13V262H12ZM21 261H23V262L21 263Z\"/></svg>",
    "mask_w": 264,
    "mask_h": 264
}]
</instances>
